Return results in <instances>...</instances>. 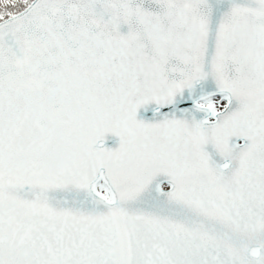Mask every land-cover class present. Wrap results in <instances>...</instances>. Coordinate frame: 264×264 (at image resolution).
Instances as JSON below:
<instances>
[{
    "label": "snow or ice",
    "instance_id": "1",
    "mask_svg": "<svg viewBox=\"0 0 264 264\" xmlns=\"http://www.w3.org/2000/svg\"><path fill=\"white\" fill-rule=\"evenodd\" d=\"M0 264H264V0H0Z\"/></svg>",
    "mask_w": 264,
    "mask_h": 264
}]
</instances>
